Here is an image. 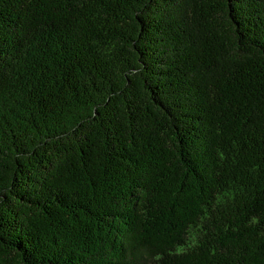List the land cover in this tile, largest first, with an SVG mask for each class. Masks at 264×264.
I'll use <instances>...</instances> for the list:
<instances>
[{
	"label": "trees",
	"instance_id": "16d2710c",
	"mask_svg": "<svg viewBox=\"0 0 264 264\" xmlns=\"http://www.w3.org/2000/svg\"><path fill=\"white\" fill-rule=\"evenodd\" d=\"M0 264H264V0H0Z\"/></svg>",
	"mask_w": 264,
	"mask_h": 264
}]
</instances>
